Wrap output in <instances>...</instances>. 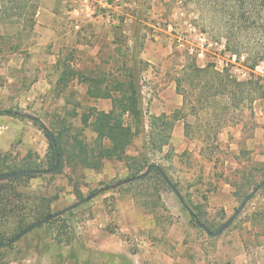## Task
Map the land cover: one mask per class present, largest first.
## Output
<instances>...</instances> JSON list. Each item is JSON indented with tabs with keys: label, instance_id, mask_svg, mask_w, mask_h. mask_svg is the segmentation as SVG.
<instances>
[{
	"label": "rangeland",
	"instance_id": "rangeland-1",
	"mask_svg": "<svg viewBox=\"0 0 264 264\" xmlns=\"http://www.w3.org/2000/svg\"><path fill=\"white\" fill-rule=\"evenodd\" d=\"M33 1L60 11L63 22L71 30L70 11L77 5L74 0ZM120 1V20L123 22L126 17L127 22L113 24V41L119 34L117 26L121 25L119 38L125 39L128 46L131 44L130 48L137 42L139 58L146 63L141 78L146 114L176 112L179 117L170 146L154 153L153 160L163 166L183 196L201 206L204 221L215 231L240 206L231 185L237 171L257 168L254 174L258 183L247 186L248 193L264 181V97L226 111L222 110L225 100L207 98L204 101L207 109L201 108L198 117L189 104L184 105V97L177 91L176 79L183 77L182 66L188 62L187 56L192 55L188 49L194 48L198 64L214 62L219 69L229 67L239 79L249 76L244 66L245 57L240 60L231 57L225 52V41L216 30L202 22H191L198 18L193 4L185 7L180 0ZM17 28L0 19V46L2 36H6L5 46L10 43L22 46L17 55L11 52L0 59V108L13 107L24 114L38 116L50 128H58L65 118L80 125L81 117L90 108L109 111V100L88 97L87 85L76 81L61 95L52 92L47 100H39L38 106L21 107L37 75L29 56L35 32L28 37L27 31L19 35ZM100 33L103 34V30ZM105 43L101 44L102 54L109 58L115 47ZM71 50L74 48H68L66 53ZM77 54L75 51V56ZM10 58L13 61L8 64ZM20 59H23L22 65ZM254 72L261 76L264 86V63ZM69 98L73 102L66 104ZM75 101L80 105L77 106L79 115L74 117L67 112L74 108ZM213 112L222 116L225 123L217 140L211 137L206 142L197 125H204ZM17 119L0 116V123ZM19 120L27 132L16 137L8 150H0L9 164L25 158L19 157L27 147L23 141L25 134L33 137L39 131L44 134L29 117ZM84 135L88 141L93 140L90 129ZM140 145L142 141L138 138L129 148V154H136ZM208 145L211 148H207ZM48 146L47 139V148L40 158L46 157ZM142 173L144 170L139 174ZM44 175L34 178L31 187L36 192L56 197L52 212L131 177L125 162L120 161H106L100 170L67 166L53 176ZM128 184L103 190L59 216V222L46 223L25 235L10 251V264H264V186L222 234L210 236L196 224L170 186L162 184L156 176L148 182ZM149 187L155 200L154 187L160 190L159 204L154 207L144 206L141 201ZM76 192L82 193L83 198H78Z\"/></svg>",
	"mask_w": 264,
	"mask_h": 264
},
{
	"label": "trees",
	"instance_id": "trees-1",
	"mask_svg": "<svg viewBox=\"0 0 264 264\" xmlns=\"http://www.w3.org/2000/svg\"><path fill=\"white\" fill-rule=\"evenodd\" d=\"M180 1L185 7L189 4L195 5L198 18L191 22H202L205 26L216 30L225 41V52L231 57H236L237 60L244 56V66L249 70V76L246 79H239L229 67L219 69L214 62L201 66L197 63V56L188 55V62L182 66L183 77L179 76L176 79L177 91L183 95L184 105L189 104L194 114L199 117L200 109H207L204 105L207 98L225 100L222 102L224 111L230 107L238 108L263 98L262 78L256 75L254 70L264 63V0ZM0 2L1 21L6 25L8 23L17 25L19 35L27 31L28 37L29 34L32 36L39 5L33 0H0ZM120 28L121 25H118L119 34ZM119 34L117 33L113 41L115 51L113 50V66L110 69L100 64L91 69L77 67L73 63L75 50L65 53L55 64L58 77L53 92L56 96L64 93L70 83L76 81L87 85L88 97L110 98L111 109L102 111L90 108L89 112L81 117L80 125L74 124L67 118L63 119L58 128L51 127L55 133V144L43 130L42 124L38 120L33 121L48 139L46 157L40 158L31 150L23 160L9 164L6 161V155L0 152V173L51 168L56 163L57 151L60 165L54 173L50 174L51 176L63 171L67 166L73 169L88 166L100 170L106 161L125 162L130 175L134 176L143 170L145 172L150 164H156L153 154L170 146L173 129L179 117L176 112L146 114L141 85L142 72L146 63L139 58L140 50L137 42L132 49L125 39L119 38ZM5 40L6 36H2L0 56L17 52L22 47L19 43H10L5 46ZM108 62V60L104 61V63ZM73 93L75 92H71ZM66 102L67 104L73 102L72 98L67 99ZM74 103V108L67 113L75 117L79 115L77 106L80 102ZM213 114V116H211L212 113L210 115L212 118H206L204 125H197V130L201 132L200 136L204 134L206 142H209L211 137L212 140H217L225 123L222 116L215 115L214 112ZM0 116L18 119L27 117L13 107L0 108ZM87 129L94 134L92 141H88L84 135ZM138 138L141 139L142 145L137 147L136 154H129V148ZM207 148L211 146L208 145ZM256 169L238 170L236 178L231 180L234 196L240 204L250 194L247 186L258 183L254 174ZM43 176L46 175L24 174L0 179V242L9 241L33 223L53 213L52 205L56 197L36 192L31 187V181L34 178ZM153 176H156L162 184L168 185L155 168L137 182H148ZM137 182H131L128 185ZM262 182L264 181L260 183ZM174 183L178 186L176 182ZM121 187L123 186L118 188ZM150 189L151 187L146 190L141 201L144 206L154 207L159 204L161 194L159 188L154 187L156 189L154 193H157L155 200L153 194L149 192ZM76 195L78 198H83L80 192H76ZM184 198L187 206L195 214L192 216L193 220L196 222L195 217H198L209 230L213 231V227L203 219L201 206L193 204L186 196ZM59 220L60 217H57L49 221L47 225H53ZM60 241L63 240L60 238ZM15 246V243L0 246V264H10V251Z\"/></svg>",
	"mask_w": 264,
	"mask_h": 264
},
{
	"label": "crops",
	"instance_id": "crops-1",
	"mask_svg": "<svg viewBox=\"0 0 264 264\" xmlns=\"http://www.w3.org/2000/svg\"><path fill=\"white\" fill-rule=\"evenodd\" d=\"M109 1L113 0H74L77 5L70 11L73 19L71 30L74 33L72 34L63 22L62 19L64 18L60 11L52 7L39 6L34 27L35 42L29 48L30 61L33 63L37 75L31 91L25 96V102L22 101V104H20L21 107L38 106L39 100H47L52 94L58 77V72L54 70L55 64L70 47L74 48L76 54L78 53L76 56L74 55L73 62L79 68L91 69L97 64L108 66L107 69L112 67L113 54H110L109 58H104L102 54L103 45L101 46V44L105 41L107 44L113 45V25L109 23L107 18H101L97 14V9L105 10ZM124 22L126 24V17L123 19L122 24ZM77 23H79V27H77ZM102 30L103 34L100 33ZM125 33L129 38V42H132L130 34L126 30ZM129 47H131V44ZM17 54L16 52L13 55ZM6 56H0V59ZM106 60L109 62L104 63ZM12 61L13 58H10L8 64ZM22 62L23 59H20V65H22ZM105 99L110 101V110L112 101L110 98ZM61 101L64 103L63 100ZM26 127L31 128L28 125ZM25 132H27L25 131V125L19 119L13 122L0 123V150H8L15 138ZM23 141L27 147L21 151L20 158L26 157L30 150L43 157L47 148L45 134L39 131V134L33 137L28 133L25 134Z\"/></svg>",
	"mask_w": 264,
	"mask_h": 264
},
{
	"label": "water",
	"instance_id": "water-1",
	"mask_svg": "<svg viewBox=\"0 0 264 264\" xmlns=\"http://www.w3.org/2000/svg\"><path fill=\"white\" fill-rule=\"evenodd\" d=\"M26 116L29 117L32 121L38 120L42 124L43 130L49 135L50 140L55 144V133L53 132V130L50 127H48L38 116L31 115V114H26ZM59 165H60V158H59V153L57 151L56 163L51 168L24 169V170L15 171V172L0 173V179H9V178H12V177H15V176H18V175H24V174H51V173H54L58 169ZM153 168L157 169L161 173V175L164 178V180L166 181V183L175 192V194L181 200L182 204L188 208V210H189V212H190V214L192 216H195L194 212L187 206L183 194L181 193L179 188L175 185V183L171 180V178L169 177L168 173L163 168V166H161L159 164H150L148 166L147 170L144 173L125 178V179L120 180L117 183H115V184H113V185H111L109 187L100 188L98 191L94 192L90 196H87V197H85V198H83V199H81V200H79V201H77V202H75L73 204H70V205L66 206L65 208H63V209H60V210H58L56 212H53L49 216H47V217H45V218L33 223L32 225H30L28 228H26L25 230H23L22 232L17 234L15 237L10 239L9 241L0 242V246H8V245H11V244H14V243L18 242L25 235H27L28 233H30L34 229H36V228L48 223L49 221H51V220L63 215L64 213H66V212H68L70 210H73L76 207H78L79 205L91 200L92 198H94L96 195H98L103 190H106V189H109V188H116L118 186L125 185V184L131 183L133 181H136V180H139L141 178L146 177L147 175L150 174V172L152 171ZM263 186H264V182H262L258 186H256L252 190V192H250V194L243 200V202L235 210V212L229 217V219L226 222H224L217 230H215V231L209 230L208 226L206 224H204L203 222H201V220L198 217H195L196 218V224L199 227H201L202 229H204L210 236H219L237 219V217L243 211V209L245 208L247 203L255 196V194Z\"/></svg>",
	"mask_w": 264,
	"mask_h": 264
},
{
	"label": "built area",
	"instance_id": "built-area-1",
	"mask_svg": "<svg viewBox=\"0 0 264 264\" xmlns=\"http://www.w3.org/2000/svg\"><path fill=\"white\" fill-rule=\"evenodd\" d=\"M120 6H121L120 0L109 1L107 3V7L105 10L97 9V14H99L101 16V18L102 17L107 18L109 23H111L112 25L117 24V23L121 22V20H120L121 17L119 16L120 14L118 13V9L120 8ZM76 25H77V27H79V23H77ZM177 39H179L178 41H180V38H178V36H177ZM188 50L191 54L195 53L193 47H190Z\"/></svg>",
	"mask_w": 264,
	"mask_h": 264
}]
</instances>
